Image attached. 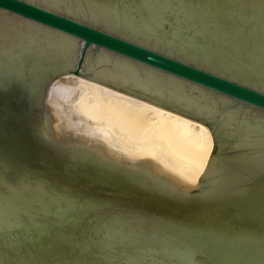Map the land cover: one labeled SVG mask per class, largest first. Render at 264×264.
Instances as JSON below:
<instances>
[{
    "label": "water",
    "instance_id": "water-1",
    "mask_svg": "<svg viewBox=\"0 0 264 264\" xmlns=\"http://www.w3.org/2000/svg\"><path fill=\"white\" fill-rule=\"evenodd\" d=\"M233 170L264 198V0H0V264H264Z\"/></svg>",
    "mask_w": 264,
    "mask_h": 264
},
{
    "label": "rangeland",
    "instance_id": "rangeland-1",
    "mask_svg": "<svg viewBox=\"0 0 264 264\" xmlns=\"http://www.w3.org/2000/svg\"><path fill=\"white\" fill-rule=\"evenodd\" d=\"M220 187L218 189H220ZM189 240L185 241L179 238L177 242L172 246V248L168 251V253L164 256V258L160 261V263L165 261V263L174 264V262H169L170 258L168 255L187 252L189 253L191 259L189 261H186L185 264H249V262L245 263L242 258H240V262H234L229 259L230 257L227 252L223 251L220 253L219 250L210 249L200 242Z\"/></svg>",
    "mask_w": 264,
    "mask_h": 264
},
{
    "label": "bare ground",
    "instance_id": "bare-ground-1",
    "mask_svg": "<svg viewBox=\"0 0 264 264\" xmlns=\"http://www.w3.org/2000/svg\"><path fill=\"white\" fill-rule=\"evenodd\" d=\"M241 171L240 170H238V171H236V170H233L231 173H232V175H233V177L235 176L236 177V179L238 180V182L241 184L240 186H239V189L238 190H235V192L236 193H234L236 196H240V195H243V194H246L245 195V197H243V198H239L238 199V201H240V202H244V203H249V204H254L255 202H264V198H257V197H254L253 196V194L255 193V192H258V189L257 188H252L251 189V191H250V193H249V191H247V190H245V187H243L244 186V184H245V181H244V176H242V174H239ZM239 183H237V184H239ZM249 194V195H248ZM248 195V196H247ZM248 204V205H249ZM263 217H264V213H263ZM262 217V218H263Z\"/></svg>",
    "mask_w": 264,
    "mask_h": 264
}]
</instances>
